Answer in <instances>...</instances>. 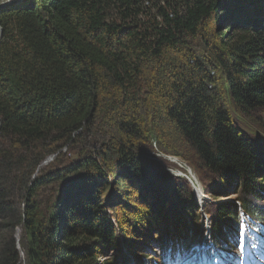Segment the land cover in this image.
I'll list each match as a JSON object with an SVG mask.
<instances>
[{"label":"trees","instance_id":"obj_1","mask_svg":"<svg viewBox=\"0 0 264 264\" xmlns=\"http://www.w3.org/2000/svg\"><path fill=\"white\" fill-rule=\"evenodd\" d=\"M210 26L222 79L188 49ZM142 88L157 146L178 138L207 196L239 188L238 205L207 209L212 241L235 240L239 208L264 221V144L242 128L264 130V0H25L0 9V264H177L196 244L191 187L133 148L145 124L117 115ZM99 113L120 137L31 179ZM64 176L77 180L54 203L34 200Z\"/></svg>","mask_w":264,"mask_h":264},{"label":"rangeland","instance_id":"obj_2","mask_svg":"<svg viewBox=\"0 0 264 264\" xmlns=\"http://www.w3.org/2000/svg\"><path fill=\"white\" fill-rule=\"evenodd\" d=\"M9 0H0V4H3L5 2H7ZM207 35H205V32H200L196 37L192 38L191 40L188 41V49L192 50L193 53L195 54V58L198 60H203L208 62L209 64H211L212 66H214L216 68V75H218V79H222V75H221V68H219V66L217 65V62L215 60L214 54H213V47H218L220 39L216 36V32L211 28V26L207 29ZM211 44V46H207L208 43ZM215 45V46H214ZM219 49V48H218ZM139 97H140V101L138 102V105L136 103L135 108L133 107H123V109H118L119 113H117V115L119 117L125 116V117H136L138 118L143 124H145L144 127V134H146L145 138L141 137V140H136L134 141V145L133 148H137L140 151H143V153L148 156V157H152L153 159H157V160H162V162H164L166 164H168L170 162V164L172 163V165L174 166L175 164H177V162H179L178 164H185L186 166L184 167L185 170H190L191 173V177H192V181L193 183L196 184L195 189L198 191L199 198L197 199V204L199 207V213H197L198 215V223L200 224V232L203 233V236H200V239H204V237H208L207 235H205L204 231L207 230L209 228V224L208 223V217H207V209H211V208H215V206L217 204L220 203H227V204H237V200L238 197L236 196V194H238V186L237 184H235L232 188L228 189L227 192L225 194H220L219 192L214 194L215 197L211 198L210 196L205 195V190H204V185L199 181L196 173H194L191 168L186 164L185 161H183L184 159L187 160L186 158H189V153L185 150L184 146H182V143L178 140V138L176 140H172L170 139V135L167 134L166 139L164 138V134L163 136H161V146L162 148H159L157 145L158 143H156V139H154L153 134L151 133V131L156 130L158 131L156 128H154L153 123L151 120L153 118V109L151 107L150 104V100H149V94H147L145 91L140 90L139 92ZM133 104V102L131 103ZM132 106V105H131ZM236 111H234L235 113ZM102 114L99 113V115L96 117L97 119L95 120V125L94 127H92V131H90L89 133L82 134L81 136L78 135V137L75 139V141L71 144H68L66 146L63 147H59L57 148L58 150L55 151L54 153L50 154L49 156H47L38 166V168L36 169V171L34 172L33 176L31 179H37V178H41V176H46L48 177L49 173H57L60 172V170H62V167H67L68 164L70 165L72 162H77L80 160V157L82 158L83 155L88 156V155H93L95 153V150L98 151V149L100 148V145L105 144L107 142L108 139H117V136L120 137V132H116L114 129V125L110 123L109 119H105L104 122H102L101 120ZM240 123V120H238ZM102 122V123H101ZM247 122V123H246ZM245 124L242 123V128L245 132V134L248 137H253L256 140H261L259 142H263L264 144V130L262 129L263 127H259L264 125V118L260 115H258L257 117V126L259 127L258 129H256L254 126H251L250 123L246 120ZM245 126V127H244ZM145 131H147V133H145ZM167 133V132H166ZM152 134V135H151ZM175 134V133H174ZM151 135V136H150ZM148 137V138H147ZM169 139V140H168ZM79 143H78V142ZM78 143V144H77ZM87 144V145H85ZM85 145L86 147L84 148ZM99 146V147H98ZM168 147V149H170L172 154L170 153H166L164 151L165 148ZM84 149L82 151V149ZM95 149V150H94ZM100 150V149H99ZM102 150V149H101ZM178 155L177 156H173V155ZM183 159V160H182ZM192 160V159H191ZM190 160V162H192ZM179 169V167L176 165L175 169H173V167H169L170 170H167V172L169 173V171L171 172V174L173 175V177H178V173L176 172V169ZM164 169H167L166 166ZM166 171V170H165ZM186 173V172H184ZM202 178L203 180H205V182L210 185L211 184V179L209 178V176H207V173L202 172ZM170 174V173H169ZM50 176V175H49ZM106 179H108V176L105 174ZM65 179H63L62 181H60V183H54L51 182L49 184H45L44 186H41L39 188L38 193L35 195V199L36 201H38V203L41 205L45 204L47 206V203H51V201L55 200V198H57L58 196H60V194H64L65 191L68 189V187L73 184L74 182H76L77 178L75 176H70V177H65ZM67 187V189H66ZM71 188H69L70 190ZM109 192V191H108ZM107 193V192H106ZM198 195L196 194V197ZM106 195L103 198V201L106 200L105 199ZM25 201V200H24ZM21 200V197H19V204L22 207L23 202ZM52 201V202H53ZM54 203V202H53ZM260 203H262L263 205L260 206H264V202L262 200H260ZM113 204V202H112ZM111 204V205H112ZM114 205V204H113ZM135 208V207H134ZM127 210L129 212V214L132 211H136V212H140L141 210H139V208H135L133 209L132 207L128 208ZM132 215V214H131ZM21 235H22V230L18 229L16 231V239L17 241H20L21 239ZM205 235V236H204ZM206 240H208L206 238ZM20 247V245H18ZM21 248V247H20ZM203 252L207 250V255L209 253L208 249L204 247V243H203ZM206 254V253H205ZM210 255V254H209ZM199 257H201V255H199ZM108 259L109 256H105V257H101V258H96L94 260V263H101L102 260L104 259ZM21 264H26V255H22V260H21ZM82 264H86V263H82ZM92 264V263H91Z\"/></svg>","mask_w":264,"mask_h":264},{"label":"snow or ice","instance_id":"obj_3","mask_svg":"<svg viewBox=\"0 0 264 264\" xmlns=\"http://www.w3.org/2000/svg\"><path fill=\"white\" fill-rule=\"evenodd\" d=\"M240 240H239V244H240V248H241V250L243 251L244 249H245V247H246V245H245V242H244V233L243 232H240ZM250 241H251V246L252 247H255L256 246V244H255V240H254V238H250Z\"/></svg>","mask_w":264,"mask_h":264},{"label":"water","instance_id":"obj_4","mask_svg":"<svg viewBox=\"0 0 264 264\" xmlns=\"http://www.w3.org/2000/svg\"><path fill=\"white\" fill-rule=\"evenodd\" d=\"M25 0H9L3 4H0V9L5 7V6H9V5H17V4H21L23 3Z\"/></svg>","mask_w":264,"mask_h":264},{"label":"bare ground","instance_id":"obj_5","mask_svg":"<svg viewBox=\"0 0 264 264\" xmlns=\"http://www.w3.org/2000/svg\"><path fill=\"white\" fill-rule=\"evenodd\" d=\"M177 171V170H176ZM184 172H186V173H184V172H182L181 171V173H178L179 175H178V177H183V178H185V176H186V174L187 173H190V170H183ZM188 179H191V177L189 176V178ZM199 194V193H198ZM200 195V194H199ZM206 195V194H205ZM261 223H263V221H261ZM207 247H209V245H207ZM165 264H169L168 262H165Z\"/></svg>","mask_w":264,"mask_h":264}]
</instances>
